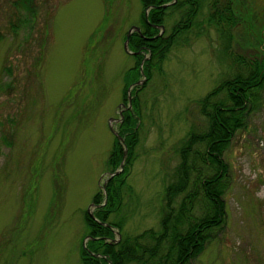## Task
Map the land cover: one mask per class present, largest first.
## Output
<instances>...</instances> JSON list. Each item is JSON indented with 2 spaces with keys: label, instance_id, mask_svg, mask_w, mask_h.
<instances>
[{
  "label": "rangeland",
  "instance_id": "374dc122",
  "mask_svg": "<svg viewBox=\"0 0 264 264\" xmlns=\"http://www.w3.org/2000/svg\"><path fill=\"white\" fill-rule=\"evenodd\" d=\"M13 1L0 0V264H81L80 247L89 238L84 214L94 211L93 197L110 172L109 120L115 128L128 103L123 75L135 65L134 54L142 55V66L151 57L123 47L144 8L141 0H33L30 13ZM232 1L233 39L230 23L217 27L212 0H202L200 34L173 48L160 70L152 61L149 79L132 84L145 85L137 95L139 141L121 206L110 215L123 228H113L109 242L159 230L176 150L191 128L205 124L198 100L240 66L236 55L264 52V29H257L264 27V0ZM25 18L29 23L13 33L10 21ZM223 158L230 177L225 221L189 264H264V89L261 106Z\"/></svg>",
  "mask_w": 264,
  "mask_h": 264
},
{
  "label": "trees",
  "instance_id": "16d2710c",
  "mask_svg": "<svg viewBox=\"0 0 264 264\" xmlns=\"http://www.w3.org/2000/svg\"><path fill=\"white\" fill-rule=\"evenodd\" d=\"M169 0H141L143 8L150 7L147 20L144 10L140 19V33L133 31L129 37L130 50H144L151 54L149 61L143 65L144 75L149 79V67L154 62L157 70L168 57L173 48L188 46L191 40L200 34L199 17L202 0H177L171 5L162 7ZM231 0H212L213 18L220 31L225 29L223 20L230 23L227 36L233 39V28L237 22ZM33 0H14L16 8L33 11ZM200 5V7H199ZM175 13L179 17L175 20ZM30 19L10 21L13 33L22 23ZM163 25L168 31L155 36ZM169 26V29H168ZM226 26V24H225ZM259 31L263 26L257 27ZM141 34V35H140ZM152 37V38H146ZM252 42L248 49H254ZM247 57L235 56L239 67L225 77L214 89L198 100L200 113L205 118L204 127L190 129L181 140L176 152L179 162L176 166L174 179L166 187L167 201L161 208L159 230L146 229L137 235H124L119 242L111 243L113 228L122 231L121 220H110V215L118 211L122 203V187L130 172L131 159L138 144L141 113L137 95L145 85L132 88V107L123 110V119L115 128L124 139L127 157L122 171L108 178L105 192L99 190L93 197L96 204L92 219L84 214L88 229L86 248L80 247L81 264H189L204 250L213 236L225 221L224 194L230 184L228 164L223 158L224 152L230 147L235 133L247 126L250 114L262 103L264 89V52L258 50ZM135 65L127 69L123 75V100L126 101L128 86L140 77L141 54H134ZM3 130V128H1ZM5 134L1 141L10 145ZM123 147L114 136L107 164L110 172L115 171L121 162ZM179 196L177 207L172 199ZM102 222L109 224L107 226ZM143 239V240H142ZM149 241L150 243H142ZM167 241V242H166ZM168 243L166 253L161 254V243ZM166 246V245H164ZM165 248V247H164ZM100 254L101 256H97Z\"/></svg>",
  "mask_w": 264,
  "mask_h": 264
},
{
  "label": "water",
  "instance_id": "95a60500",
  "mask_svg": "<svg viewBox=\"0 0 264 264\" xmlns=\"http://www.w3.org/2000/svg\"><path fill=\"white\" fill-rule=\"evenodd\" d=\"M174 1H175V0H173L171 3H173ZM166 5H167V4H163L162 6L165 7ZM149 9H150V7H146V9H145V11H144V17H145L146 20H147V16H148ZM159 27L161 28V31H160V33H159L158 35H160L161 32H162L163 29H164L162 25H160ZM133 31H137V32H139L140 29H139L138 26L132 25V26L128 29V31H127V33H126V37H125L124 43H123L124 50H125L127 53H129V54L137 53V52H132V51L129 50V48H128L129 37H130V35H131V33H132ZM142 64H143V61L140 63V72H141L142 78H141L139 81H137L135 84H141L142 80L144 79V73H143V69H142ZM132 86H133V85H131V86L127 89V101H128L127 106L124 107L122 104H120L119 106H123L124 108H130V106H131V99H132V95H131V89H132ZM122 118H123V116H122V112H120V117H119V119H117V121L122 120ZM113 120H115V119H114V118H110L108 126H109L110 131L113 133V135H114V136L118 139V141L121 143V145H122V147H123V155H122V159H121V162H120V164H119V167H118L115 171H113V172H109V173H108V175H109L108 178H110V177H112V176H114V175H117V174H119V173L122 171L123 166H124V162H125V158H126V155H127V148H126V146H125V144H124V139H123V137L119 134V132L113 127L112 123L110 122V121H113ZM108 178H107V179L102 183V185H101V189H102L103 193L105 194V196H106L105 186H106V182H107ZM95 205H96V204L91 203V206H95ZM88 215H89L92 219H96L95 216H94V214H93V212H92V210H91L90 208L88 209ZM102 223L105 224V225H107V226H110L109 224H106V223H104V222H102ZM114 232H116V231H114ZM117 234H118V232H117ZM86 238H88V237H86ZM114 241H115V240H114ZM83 246H85V245H83ZM96 255H97V256H101L100 254H96ZM108 264H110V263H108Z\"/></svg>",
  "mask_w": 264,
  "mask_h": 264
},
{
  "label": "flooded vegetation",
  "instance_id": "af4514ba",
  "mask_svg": "<svg viewBox=\"0 0 264 264\" xmlns=\"http://www.w3.org/2000/svg\"><path fill=\"white\" fill-rule=\"evenodd\" d=\"M171 1H173V0H171ZM175 1H177V0H175ZM233 3V1L231 0V2H230V4H232ZM140 33V32H139ZM141 35V34H140ZM146 38H152V37H146Z\"/></svg>",
  "mask_w": 264,
  "mask_h": 264
},
{
  "label": "bare ground",
  "instance_id": "6f19581e",
  "mask_svg": "<svg viewBox=\"0 0 264 264\" xmlns=\"http://www.w3.org/2000/svg\"><path fill=\"white\" fill-rule=\"evenodd\" d=\"M248 30V29H247Z\"/></svg>",
  "mask_w": 264,
  "mask_h": 264
}]
</instances>
